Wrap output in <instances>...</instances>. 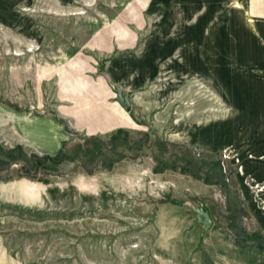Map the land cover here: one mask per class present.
I'll return each instance as SVG.
<instances>
[{
  "label": "rangeland",
  "instance_id": "obj_1",
  "mask_svg": "<svg viewBox=\"0 0 264 264\" xmlns=\"http://www.w3.org/2000/svg\"><path fill=\"white\" fill-rule=\"evenodd\" d=\"M262 6L0 0V264H264Z\"/></svg>",
  "mask_w": 264,
  "mask_h": 264
},
{
  "label": "crops",
  "instance_id": "obj_2",
  "mask_svg": "<svg viewBox=\"0 0 264 264\" xmlns=\"http://www.w3.org/2000/svg\"><path fill=\"white\" fill-rule=\"evenodd\" d=\"M262 3H263V6L261 7V9L260 10H258V11H252L253 12V16L254 17H251L250 15V17L251 18H254V19H257L256 21H258V20H260L261 22H259V24L256 22V26H257V28H259V31H264V0H262ZM250 10H252V4L250 3ZM261 34H264V33H259V38L257 37L256 39H257V41H256V43H258V44H264V41H262V38L264 37V36H260ZM264 53V52H263ZM250 55V54H249ZM251 58L252 57H249V59H247V58H245V59H247V60H251ZM248 96H243L242 95V99H241V104H247V105H245V107L248 109V108H250V106L251 105H248V104H259V106L258 107H260V109H261V111H262V113L261 112H258V115L259 116H261L262 117V115H263V110H264V97L263 98H260V97H258V96H256L255 95V97H254V94H250V92H248V94H247ZM257 110V109H256ZM249 114H251L250 112H248ZM262 124H264V118L262 119Z\"/></svg>",
  "mask_w": 264,
  "mask_h": 264
},
{
  "label": "water",
  "instance_id": "obj_3",
  "mask_svg": "<svg viewBox=\"0 0 264 264\" xmlns=\"http://www.w3.org/2000/svg\"><path fill=\"white\" fill-rule=\"evenodd\" d=\"M119 94V102L121 105H123L128 111L131 109V103L129 99V95L127 94L125 97L123 96V93L121 91H118ZM201 217H204L205 219L202 221L204 228H207L212 225V221L209 218L208 214L204 213L201 214Z\"/></svg>",
  "mask_w": 264,
  "mask_h": 264
}]
</instances>
